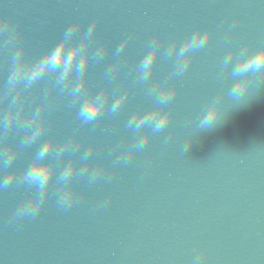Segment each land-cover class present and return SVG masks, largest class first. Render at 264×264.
<instances>
[{"label":"water","instance_id":"1","mask_svg":"<svg viewBox=\"0 0 264 264\" xmlns=\"http://www.w3.org/2000/svg\"><path fill=\"white\" fill-rule=\"evenodd\" d=\"M0 11L19 21L36 53L57 41L72 20L87 24L99 17V40L108 42L109 55L90 70L98 83L114 59L112 51L131 33L118 77H127L123 87L132 85L129 70L154 35L162 40L163 53L173 37L201 26L213 29L208 46L175 82L168 128L152 135L130 166L112 169L115 153L109 156V151L118 141L127 147L128 117L151 103L143 86H132L121 112L106 114L95 133H89L90 126L80 129L84 147L96 141L94 156L109 168L110 183L84 189L68 211L49 201L36 219L17 224L9 217L21 192L9 189L0 195V264H192L201 250V264H264V87L247 105L232 109L222 125L197 133L182 154L200 109L220 87L219 58L233 43L264 41V2L0 0ZM170 67L161 58L156 75ZM57 104L52 130L67 136L79 122L74 111L60 100ZM100 128L109 131L103 134ZM28 156L21 153L17 167ZM103 197L109 203L96 209Z\"/></svg>","mask_w":264,"mask_h":264},{"label":"clouds","instance_id":"2","mask_svg":"<svg viewBox=\"0 0 264 264\" xmlns=\"http://www.w3.org/2000/svg\"><path fill=\"white\" fill-rule=\"evenodd\" d=\"M264 2V0H261ZM99 17L85 24L76 18L60 38L39 53L30 50L19 21L0 11V193L9 189L21 192L22 198L11 212L9 223L36 219L45 205L53 201L61 211H68L83 197V190L99 183H110L105 163L97 161L93 140L84 147L80 129L97 131L105 115L115 116L123 109L131 87L143 86L151 103L138 107L128 117L125 128L132 135L127 147L121 142L111 146V168L128 167L142 153L154 134L168 128L173 115L177 83L188 71L193 57L208 46L213 29L198 27L183 36L173 37L164 47L159 35L140 49L133 67L132 85L123 87L122 60L132 34L129 33L112 51L114 59L102 75V83L92 79L91 68L101 65L109 55L107 41L99 40ZM235 26L227 30L231 33ZM227 44L228 41H225ZM170 64V70L157 76L158 62ZM220 87L209 96L195 121V131L182 148L188 151L197 133L222 125L232 109L247 105L264 87V41L255 44H231L218 60ZM74 111L77 127L71 134L52 130V115L57 101ZM103 134L108 129L100 128ZM172 133L164 137L167 144ZM21 153H28L23 167H17ZM108 197L96 201L102 209ZM204 251L192 264H201Z\"/></svg>","mask_w":264,"mask_h":264},{"label":"snow or ice","instance_id":"3","mask_svg":"<svg viewBox=\"0 0 264 264\" xmlns=\"http://www.w3.org/2000/svg\"><path fill=\"white\" fill-rule=\"evenodd\" d=\"M0 195H2V193H0Z\"/></svg>","mask_w":264,"mask_h":264}]
</instances>
